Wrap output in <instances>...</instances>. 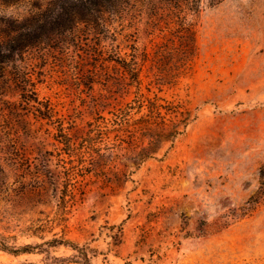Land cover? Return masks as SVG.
Returning a JSON list of instances; mask_svg holds the SVG:
<instances>
[{"label": "rangeland", "instance_id": "1", "mask_svg": "<svg viewBox=\"0 0 264 264\" xmlns=\"http://www.w3.org/2000/svg\"><path fill=\"white\" fill-rule=\"evenodd\" d=\"M16 42L30 48L12 54ZM116 58L139 66L143 93L192 116L120 183L81 168L77 145L95 103L134 95ZM34 98L64 122L36 117ZM0 235L16 247L67 239L92 264H264V0L0 6ZM43 248L0 250V264H76L53 259L69 248Z\"/></svg>", "mask_w": 264, "mask_h": 264}, {"label": "trees", "instance_id": "2", "mask_svg": "<svg viewBox=\"0 0 264 264\" xmlns=\"http://www.w3.org/2000/svg\"><path fill=\"white\" fill-rule=\"evenodd\" d=\"M23 0H0V6L15 5ZM17 43V42H16ZM30 48L28 44H13L9 46L12 54H21ZM106 49V47L101 48ZM101 50V52H102ZM126 74L128 84L136 90L130 101L121 105L104 106L95 103L92 121L88 122L87 131L80 136L79 154H83L86 171L100 175L109 181L126 180L142 163L154 157L164 144L170 148L176 138L181 135L192 120L190 110L181 102L169 101L157 94H145L140 90V68L134 61L126 58H116ZM26 91L23 83L20 87ZM149 91V90H148ZM39 103L37 98H34ZM103 103V102H102ZM105 103V102H104ZM40 104V103H39ZM110 105V104H108ZM35 116L50 122H64L63 117H57L53 108L45 103L35 108ZM58 132L61 143L71 151L77 150L64 125L60 124ZM88 157V158H87ZM86 165V166H84ZM75 167L67 172L66 181L77 173ZM108 175V176H107ZM65 194H61L59 203L65 201ZM63 246L71 249L74 254L69 257H53L59 263L64 261L76 264H92L88 248L63 238H52L42 243L25 244L23 246L10 245L4 236L0 235V250L12 255L21 253H44L43 246Z\"/></svg>", "mask_w": 264, "mask_h": 264}]
</instances>
